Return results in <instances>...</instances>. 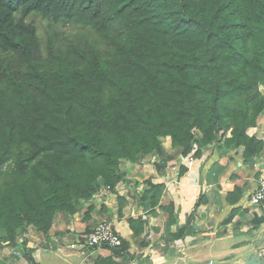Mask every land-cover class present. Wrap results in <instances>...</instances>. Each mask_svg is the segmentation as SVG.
<instances>
[{"label":"trees","instance_id":"1","mask_svg":"<svg viewBox=\"0 0 264 264\" xmlns=\"http://www.w3.org/2000/svg\"><path fill=\"white\" fill-rule=\"evenodd\" d=\"M263 88L264 0H0V244L36 264L30 228L48 236L118 186L124 162L163 157V139L183 157L214 144L258 156ZM163 191L143 199L157 207Z\"/></svg>","mask_w":264,"mask_h":264},{"label":"crops","instance_id":"2","mask_svg":"<svg viewBox=\"0 0 264 264\" xmlns=\"http://www.w3.org/2000/svg\"><path fill=\"white\" fill-rule=\"evenodd\" d=\"M248 135L264 144V114ZM163 147V157L124 162L118 186L109 192L101 186L92 200L77 203L74 216L58 215L48 236L30 228L27 248L36 264H243L264 249V203L249 204L264 178V148L246 160L244 148L214 144L200 157L195 155L189 169L180 158L187 156L173 148L170 138L164 139ZM150 184L164 187L154 208L143 199ZM120 198L125 199L121 210ZM104 220L112 222L124 247L80 245ZM130 220L144 223L141 235L135 234ZM180 231L183 240L172 242ZM73 244L78 245L73 248ZM20 251L19 245L1 246L0 263L31 264L23 252L15 254Z\"/></svg>","mask_w":264,"mask_h":264},{"label":"built area","instance_id":"3","mask_svg":"<svg viewBox=\"0 0 264 264\" xmlns=\"http://www.w3.org/2000/svg\"><path fill=\"white\" fill-rule=\"evenodd\" d=\"M212 147L213 145H209L208 147ZM198 151V146L194 147L193 152L188 155L185 159L180 157L182 161L186 162L185 165L191 169L196 162L195 154ZM112 189L110 187H106L105 191L109 192ZM264 203V178L259 179L258 186L255 192L252 194L249 200V204L252 206H257ZM82 245L84 248H102L108 247L110 249H119L122 247V239L120 235H118L113 227L112 222L104 220L100 222L96 228H94L89 234L84 237L82 240ZM6 245V244H2ZM78 244H73V248ZM17 255H20L19 253Z\"/></svg>","mask_w":264,"mask_h":264},{"label":"rangeland","instance_id":"4","mask_svg":"<svg viewBox=\"0 0 264 264\" xmlns=\"http://www.w3.org/2000/svg\"><path fill=\"white\" fill-rule=\"evenodd\" d=\"M35 25L37 26V28H38V31H39V35H40V38L42 39V41H43V43L46 41V39H47V34H48V23H47V21L46 20H42V19H40V18H35ZM61 33H63V32H65L66 34L68 33V34H73L74 33V31L73 30H71V29H69V28H62V27H60L59 29H58ZM262 92L264 93V88L262 89ZM163 141H164V139H163ZM1 246H3V245H1L0 244V247ZM5 246V245H4ZM20 254V255H18V256H21V251L20 252H16L15 254ZM22 255H23V253H22Z\"/></svg>","mask_w":264,"mask_h":264},{"label":"water","instance_id":"5","mask_svg":"<svg viewBox=\"0 0 264 264\" xmlns=\"http://www.w3.org/2000/svg\"><path fill=\"white\" fill-rule=\"evenodd\" d=\"M207 264L217 263L209 262ZM243 264H264V249H259L254 256L248 257Z\"/></svg>","mask_w":264,"mask_h":264}]
</instances>
